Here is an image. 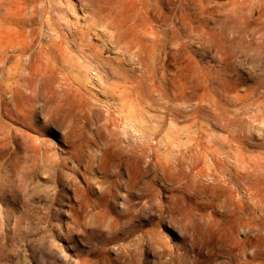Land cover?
<instances>
[{
	"label": "rangeland",
	"instance_id": "rangeland-1",
	"mask_svg": "<svg viewBox=\"0 0 264 264\" xmlns=\"http://www.w3.org/2000/svg\"><path fill=\"white\" fill-rule=\"evenodd\" d=\"M25 1L21 19L0 24V101L9 103L0 102V159L13 162L9 179L0 181V264H134L128 250L135 236L117 235L152 217L155 207L141 204L154 199L199 202L194 211L216 223L197 242L192 264H264V143L255 132L248 139L231 134L240 117L264 111V77L221 62L214 55L219 42L200 34L223 28L226 0L211 7L209 0ZM66 87L83 104L65 124L56 107ZM13 96L38 126L51 119L46 133L30 127L34 118H22ZM110 142L137 145L135 155L123 152L134 156L129 166L137 177L110 209L89 205L75 221L74 190L91 184L84 192L90 204L107 185L105 174L117 178L115 164L105 173L95 169ZM78 150L81 162L73 156ZM63 159L89 167L86 175L64 168ZM159 160L170 167L163 170ZM125 166L124 185L131 176ZM55 170L63 181L50 177ZM60 190L66 198L48 199ZM131 193L148 195L129 202ZM114 223L120 227L109 235ZM144 229L177 243L163 223ZM150 259L145 248L140 264Z\"/></svg>",
	"mask_w": 264,
	"mask_h": 264
},
{
	"label": "clouds",
	"instance_id": "clouds-1",
	"mask_svg": "<svg viewBox=\"0 0 264 264\" xmlns=\"http://www.w3.org/2000/svg\"><path fill=\"white\" fill-rule=\"evenodd\" d=\"M216 0H209L205 7H211ZM228 7L224 13L225 21H222L223 28L217 25L215 28L201 30V35L208 38L210 44L219 42L217 51L214 55L221 61H235L242 68H247L255 73L259 69V74L264 77V0H226ZM223 7V6H221ZM259 12V15L254 13ZM210 19H215L209 15ZM227 21H234L231 25ZM255 21L254 26L252 22ZM174 34L178 32L174 24H169ZM181 43L183 41L181 40ZM255 43V47L252 44ZM174 47L177 45L174 44ZM243 56V60L240 57ZM264 104V101L261 102ZM66 121H70L71 114L62 113ZM241 123L231 130L235 136L237 133L245 139L255 132L264 143V111L253 112L250 116L240 117ZM13 167V162L6 158L0 159V181H6L11 176L9 169ZM155 207V213L151 219L145 217L149 224L163 223L172 232L177 243L173 245L169 238L152 229L139 231L135 236L132 248L128 251L136 257L134 264H140V254L144 249L153 259L144 264H192V259L197 255V242L202 241L209 232L217 226L211 216L201 215L194 211L200 208L199 202L193 201L192 204L170 200L164 204L159 199L145 201L141 204L142 208ZM264 209V204L261 205ZM139 209H137L138 211ZM223 211V209H221ZM264 215V211H262ZM141 225L143 221L138 222ZM103 225L98 224L97 227ZM120 227L114 223L107 231L112 234ZM83 232L84 230L81 229ZM92 239L102 241V234H92ZM121 251H124L121 249Z\"/></svg>",
	"mask_w": 264,
	"mask_h": 264
},
{
	"label": "bare ground",
	"instance_id": "bare-ground-1",
	"mask_svg": "<svg viewBox=\"0 0 264 264\" xmlns=\"http://www.w3.org/2000/svg\"><path fill=\"white\" fill-rule=\"evenodd\" d=\"M25 2H26L25 0H0V12H1V9H4V8L7 11L6 15H0V24H6L7 22H10V20L13 21L14 20V17H13L14 15L19 16L18 19H21V16L24 14V11L27 8L26 5H25ZM105 23H106V21H105ZM107 26H108V28L111 27L109 22H107ZM107 33L108 34H106V36L112 42H115L113 40L114 36H115L113 34V30L112 29H110V30L108 29ZM120 38L121 37L119 36L118 39H120ZM113 45H115V44H113ZM113 45H111V48H109V50L113 49V48H116ZM121 45H122V43H121V40H120V41H118V46H121ZM131 49H132L131 47L124 48V51H126V52L127 51H131ZM126 60L129 61L128 58H126ZM120 62H125V59H122V61H120ZM62 90L65 93L59 98L60 105L58 107H56V111H62V112H59V114H60L61 118L64 119L65 124H66L67 121L63 117L62 113L68 112V113H70L72 115L73 112L75 111V109L73 107H81L83 103L81 102L82 100L80 98L71 95L70 88L66 87V88H62ZM67 93L69 94L68 97L64 98L67 95ZM51 98L54 99V96H51L50 99ZM12 99L14 101L16 109H18V112L22 116V118H24V119H30V118L32 119V118H34L32 120V122L29 124L30 127H33L35 129H37V131L40 132V133H46L49 130V127H50L49 124L51 123V119L50 118H48V120L45 121V123L43 125L38 126L35 123V116H34L35 113H33V114L26 113L25 110L27 109V107H25L24 104L19 102L14 96H13ZM53 99H51V100H53ZM1 101H3V102L5 101L6 104H9L8 101L5 98H3ZM6 109L9 111L10 108H8V106H6ZM29 113H31V112H29ZM58 121L61 123V120H58ZM58 121L54 120V119L52 120V122H54V123H57ZM71 142H73V144H76V141L73 138H71ZM125 149L128 150V153L131 152L132 155H135L136 151H137V145L134 144V143H129V145L125 148L124 146H121V145H119L116 142H110L103 149V154H102L99 162L97 163V166L93 165V166H95V169H96L97 172L103 170V173H105L107 170H109V168L111 166H113L114 164L118 168V170L116 171V174H115L117 176V178H114V176L108 175V174L104 175L105 178L103 180V183L104 184L107 183V185L104 187L103 192L101 193V195L96 200H93L92 203L88 204V200L86 198L88 196H87V194L84 193L85 190H89V192H90V190L92 188L91 184H88L86 189L85 188L84 189L80 188L81 187L80 186L79 188H76L74 190L75 191L74 193H75V195L77 196V199H78L77 200V204L79 205L78 207L77 206L75 207V221L79 220L78 219L79 215L89 205H91L93 208L103 206L104 209L105 208H109L110 209V207H111L110 205H111V202H112L113 198H115L117 195H119L120 190H122L123 188H127V186L131 187V184L134 182V179L137 177L135 170L134 171L130 170V166H129L130 159H132L134 156H131L130 159L127 156H126L127 158H125V156L123 155V152H124ZM73 156H74V158L77 161H80V162L82 161V155H81V151L80 150H78L77 154L73 155ZM156 157H158V156H156ZM159 161L160 162L158 164L161 167H163V170L167 169L171 165L168 160L165 161V162L162 161V160H159ZM62 163L64 165V168H68V169H70L73 172H76L78 174L82 173L83 175H86V173L88 171V168H89V167H87V169H83L82 166H80V169H78L76 166H69V162L65 161V159H63ZM125 163L128 164L127 167L131 171V172H129V173H131L130 174L131 176H130L129 179L126 180L125 185H124L122 180L124 179V177L126 175V171H127V168H125L126 167ZM61 175H62V173L59 174V172H57L55 170L54 172L51 173L50 177L54 181L60 182V181H63V178H62ZM89 192L87 191V193H89ZM133 195H134V197L131 198ZM146 195H148V194L147 193L146 194L145 193H141V194H132L131 193L129 195V199H130L129 202H133L135 200V196H136V198H141L142 199ZM47 196H48L49 200L57 201V202H59L58 200L61 199V198H66V195H65L63 190L55 191L53 194H51V195L49 194ZM134 205H136V202L133 203V205L130 206V207L133 208ZM53 208L54 207H52L51 212H54ZM153 208H154V206H153ZM56 212H57V209H56ZM51 216H52V213H47L46 216L43 219H47V221H48V218H51ZM52 218L48 221L49 223L51 222ZM149 219H151V217H149ZM147 224H149V223H147V221H145V223H143L142 225L140 223H136L131 229H128L127 231H124L121 235L118 234L117 238H120V239L132 238L133 236L138 235L139 233L137 234V232L139 230H143V227L145 225H147ZM153 224H155V223H153ZM153 231H155V230H153ZM56 235L58 237L60 236L58 233ZM133 241H135V238H133Z\"/></svg>",
	"mask_w": 264,
	"mask_h": 264
}]
</instances>
